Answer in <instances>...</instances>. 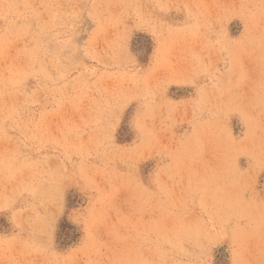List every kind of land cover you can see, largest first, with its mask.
<instances>
[{
    "label": "rangeland",
    "instance_id": "374dc122",
    "mask_svg": "<svg viewBox=\"0 0 264 264\" xmlns=\"http://www.w3.org/2000/svg\"><path fill=\"white\" fill-rule=\"evenodd\" d=\"M0 264H264V0H0Z\"/></svg>",
    "mask_w": 264,
    "mask_h": 264
}]
</instances>
